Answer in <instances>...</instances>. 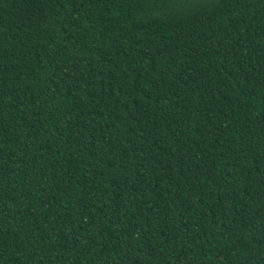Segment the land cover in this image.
Listing matches in <instances>:
<instances>
[{
    "label": "trees",
    "instance_id": "1",
    "mask_svg": "<svg viewBox=\"0 0 264 264\" xmlns=\"http://www.w3.org/2000/svg\"><path fill=\"white\" fill-rule=\"evenodd\" d=\"M0 264H264V0H0Z\"/></svg>",
    "mask_w": 264,
    "mask_h": 264
}]
</instances>
